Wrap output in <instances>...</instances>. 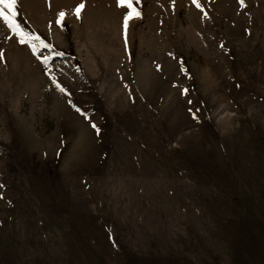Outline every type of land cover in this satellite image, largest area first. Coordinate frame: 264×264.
Instances as JSON below:
<instances>
[{
	"label": "rangeland",
	"instance_id": "obj_1",
	"mask_svg": "<svg viewBox=\"0 0 264 264\" xmlns=\"http://www.w3.org/2000/svg\"><path fill=\"white\" fill-rule=\"evenodd\" d=\"M16 2L0 264H264V0Z\"/></svg>",
	"mask_w": 264,
	"mask_h": 264
},
{
	"label": "snow or ice",
	"instance_id": "obj_2",
	"mask_svg": "<svg viewBox=\"0 0 264 264\" xmlns=\"http://www.w3.org/2000/svg\"><path fill=\"white\" fill-rule=\"evenodd\" d=\"M139 0H137V3ZM192 3L197 7L201 8V5L197 2V0H192ZM241 6L244 5V0H240ZM117 5L118 6H126L128 8V12L124 15V27L127 29L128 21L130 18L133 16L139 17L140 13L138 11H135L133 8V4L131 0H117ZM16 0H0V19L3 20L4 24L7 26L9 30H11L16 36L19 37L21 43H28L31 47L33 52L36 51V44L35 41H40V45L43 47H49L51 48V45H47L44 43V41L40 40L38 36L35 35H29L28 33H25L24 30L21 28V25L17 22L16 16H17V11H16ZM83 8V3L77 5L75 9L73 10L77 18H79L80 10ZM202 10V9H201ZM65 16L64 11H60L58 13V17L56 20L57 24H61V18ZM183 70V69H181ZM59 87V85H57ZM61 91H64V89L61 88ZM186 91V90H185ZM79 111V109H77ZM87 118V117H86ZM92 128L96 129L95 124H92Z\"/></svg>",
	"mask_w": 264,
	"mask_h": 264
},
{
	"label": "trees",
	"instance_id": "obj_3",
	"mask_svg": "<svg viewBox=\"0 0 264 264\" xmlns=\"http://www.w3.org/2000/svg\"><path fill=\"white\" fill-rule=\"evenodd\" d=\"M16 4H17V2H16ZM16 11H17V6H16ZM17 19V18H16ZM17 22H18V20H17Z\"/></svg>",
	"mask_w": 264,
	"mask_h": 264
}]
</instances>
